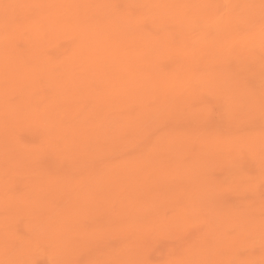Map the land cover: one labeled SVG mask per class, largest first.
<instances>
[{"label": "bare ground", "instance_id": "bare-ground-1", "mask_svg": "<svg viewBox=\"0 0 264 264\" xmlns=\"http://www.w3.org/2000/svg\"><path fill=\"white\" fill-rule=\"evenodd\" d=\"M5 1L7 2L3 4L0 0V26L4 24L8 26L7 31L0 36V146L6 145L9 141L12 142L10 137H14L13 132L10 133L13 127L7 125L11 123H8L11 116L21 117L19 120L22 119L21 122L32 126L31 129L37 127L38 121V124L45 121L49 126L50 135L46 139L45 148L30 151L27 155V159H30L29 163L22 164L13 160L11 169L15 171L16 177H21L26 172L34 174L32 179L20 184L27 191L19 194L13 192L15 188L11 182L5 183L0 188V204L4 207H9L10 203L24 204L23 208L28 210L29 216V221L25 225L26 236L17 239L15 247L16 242L9 245L4 242L2 244V240L9 237L10 234L7 231L13 222L6 219L0 221V264H7L14 259L34 258L40 244L50 249L53 258L67 259V252L72 248L92 249L98 242L105 240L114 229L116 230V227L134 225V228L143 231L148 225L146 218L149 214L158 212V207L165 203L174 205L179 199L186 201L194 199L197 195L195 186L175 167L174 161L179 152L178 145L176 152H170L164 148L155 149V156L147 159L150 160L148 163L144 162L145 170L139 168L141 172L137 166L135 169L130 168L123 172L108 170L107 173L98 174L99 177L90 190H87L89 186L83 183L84 177H81L86 172L81 168L85 161L88 159L96 161L102 157L109 159L114 152H118L116 149L123 150L127 145L138 142L137 140L146 132V128L158 122L154 114L147 111L146 106L157 97L159 88H169L170 93V89L180 87L174 75L166 72V66L162 69L159 67L160 60L167 59L166 54L150 57L147 55L156 46L155 39L151 40L153 39L151 38L150 42L134 39L137 30L143 29L146 20H150L154 25L157 23L161 25L165 22V18L156 15L152 9L138 8L134 13L142 20L133 21L130 24L126 17L114 14L109 7L111 4H129L134 0H26L36 5L39 1V5L44 7L40 8L38 16L37 10H33L31 14L28 13L27 15L30 14L27 17L28 22L23 24L12 19L14 11L10 5L11 0ZM19 1L16 0V4ZM190 1L203 2V0H138L137 3L167 4ZM249 2L251 3L250 0ZM256 3L259 2L256 1ZM255 11L258 14L259 9ZM26 13L27 11L25 15ZM19 14L22 15V13ZM16 16V20H21L20 16ZM79 32L87 34L86 45L72 50V55L64 56L66 52L61 50L59 41L67 34L75 35ZM150 32L152 34V31ZM171 35V32L166 33L165 39H170ZM135 38L137 39V36ZM49 51H54L53 56L56 54L58 57L52 60L50 57L46 58V53ZM152 57L154 58L151 59ZM81 58H87L83 59L87 60L88 65H84L87 70L73 73L77 59ZM168 63L174 64L176 69H181L183 65L179 62ZM84 74L89 75L90 78L82 79ZM61 82L62 86H58L59 96L56 100L46 103L48 98L44 96L46 100L41 103L37 101L39 98H37V91L41 93L45 86L49 84L57 86ZM2 88L4 92L16 93L18 97L14 99L17 100L9 99L6 92H2ZM171 95L169 98L160 97V108H167L178 96L173 92ZM111 110L114 111L113 113L116 112L115 116H112ZM112 117L122 120V131L126 133V138L111 141L108 152L105 153L95 146L90 133L99 129L107 119ZM21 130L20 128L19 131ZM119 142H123L124 145L119 146ZM56 143H59V147L53 146ZM143 144L145 145V140ZM12 145L16 147L15 142H12ZM37 152L50 154V157L53 156L57 162L63 163L67 171L59 172L56 176L43 169L38 170L37 164L32 162ZM125 163L118 165L127 169L124 167L127 166ZM41 164L44 165L42 162ZM0 174L2 176L4 172ZM116 179L122 180L120 187L114 185L113 181ZM152 179L156 182L155 186H151V183L148 185ZM59 182H62V186L56 189L55 186ZM169 187L173 190L170 191ZM65 193L67 195L65 199L63 198L62 205L53 208L54 201ZM30 199H33L36 204L27 208ZM226 206H223L226 213L234 209ZM104 218L111 222H101ZM85 226L96 229L97 237L86 235L82 231ZM126 230L131 229L128 227ZM225 242L229 244H225L218 250L223 251L225 247L234 246L232 241Z\"/></svg>", "mask_w": 264, "mask_h": 264}, {"label": "snow or ice", "instance_id": "snow-or-ice-1", "mask_svg": "<svg viewBox=\"0 0 264 264\" xmlns=\"http://www.w3.org/2000/svg\"><path fill=\"white\" fill-rule=\"evenodd\" d=\"M109 7L130 24L142 20L132 11L138 8L152 9L165 18L155 37L156 46L147 55L166 54L161 69L168 62L182 61L185 72L178 78L181 87L172 104L160 108L157 96L146 106L158 121L145 138L147 158L152 159L157 148L176 152L178 145L175 167L195 186L197 195L187 202L179 199L173 207L154 214L140 239L141 252L136 258H128L121 244L109 259H81L86 255V250H81L75 258H53L49 264H255L249 259L210 260L204 258V252L218 250L225 241L243 238L254 242L257 236L260 264H264V0L258 5L203 0ZM257 25L258 34L253 31ZM169 32L171 38L165 39ZM86 43L84 32L68 41L72 50ZM122 123L112 117L90 133L95 146L107 153L111 141L125 139ZM53 146L59 147V143ZM106 163L105 157L93 162V179L100 174L98 166L102 171ZM233 198L239 205L224 212L223 206ZM101 222L111 221L104 218ZM223 225L230 227L222 231ZM82 231L97 237L94 228L85 226ZM161 245L168 246V258L153 262L149 255ZM252 251L241 246L237 254ZM7 264L35 262L14 259Z\"/></svg>", "mask_w": 264, "mask_h": 264}, {"label": "rangeland", "instance_id": "rangeland-1", "mask_svg": "<svg viewBox=\"0 0 264 264\" xmlns=\"http://www.w3.org/2000/svg\"><path fill=\"white\" fill-rule=\"evenodd\" d=\"M135 1V0H134ZM134 1H131V3H137L138 0H136L135 2ZM217 2H221V3H235V4H251V3H254L256 5H258L259 3H256L259 2V0H250L251 3L249 2V0H232L233 2H231V0H215ZM224 1V2H223ZM254 1V2H253ZM7 1L4 2V0H2V3L5 4ZM191 3H196L194 1H190ZM10 5H12V8H13V11H14V15L12 17V19L17 22V23H27L28 22V19L27 17L34 11L37 10V16L40 15V8L39 9H33V8H30V7H25V5H36V3H33V2H26V0H23V2H21V0L19 1L18 4H16V0H11L10 2ZM39 5V1H38V4ZM24 9V10H23ZM15 10H20V11H15ZM34 10V11H33ZM134 10V11H133ZM132 11L135 12V10L137 11V9H133ZM27 11L26 15H25V12ZM23 12H24V15H23ZM19 13H22V15L20 16ZM28 13H30L29 15H27ZM20 16L21 17V20L20 19H15V17H17L16 15ZM259 14V12H258ZM257 14V15H258ZM19 18V17H18ZM37 24H39V19H37ZM144 27L141 31H138L137 30V39L135 38L136 36H134V39L135 40H138L140 42H143L144 40H147V41H151V40H154L155 37H156V34H158L160 32L159 28L161 27L160 24H153L150 20H146L144 22ZM6 25V27H5ZM146 26V27H145ZM158 26V27H157ZM7 24H4V25H1L0 26V36L7 31ZM157 27V28H156ZM258 27V26H257ZM256 27V28H257ZM147 28V29H146ZM254 29L253 31L255 33L258 34L259 32V27L257 29ZM145 29V30H144ZM152 29V30H151ZM154 29V30H153ZM156 29V30H155ZM152 31V34L151 32ZM157 31V33H156ZM155 34V36H154ZM76 35V34H75ZM73 35H70V34H67L66 37H64L61 41H59V46L61 47V45H64L61 47V50L65 51V55L64 56H70L72 55L73 51L72 49L70 48L69 44H68V41L70 40V38L72 37ZM151 36V37H150ZM140 38V40H139ZM153 38V39H151ZM151 39V40H150ZM146 41V42H147ZM145 43V42H144ZM152 43V42H151ZM256 47L255 48V51H256V56L258 55L259 56V52H257L258 50L260 51L259 49V40L257 38L256 40ZM66 45V46H65ZM43 50V49H42ZM244 51H246V49H243V54L244 55H247V51L244 53ZM51 52V54H50ZM54 52V51H53ZM52 51H49L47 52L46 54V58H49L52 60V59H56L58 56L55 54L53 56V53ZM49 54V55H48ZM68 54V55H67ZM257 56V58H258ZM76 57V56H75ZM45 58V57H44ZM78 58V57H77ZM154 57H152L151 59H153ZM83 59H87V58H81V59H77L76 61V64L74 66L75 70L73 73H76V72H80L82 70H87L86 67H84V65H88V63L86 61H84ZM162 61H165V60H160V62ZM85 62V64H84ZM175 63V62H174ZM179 63H183V62H179ZM83 65V66H81ZM78 66V67H77ZM164 66H166V72L167 73H171L174 75V79L176 81H179V76L183 75L184 72H185V68H184V65L181 66V69H176L175 68V65L174 64H171V63H166ZM171 66V67H170ZM168 67V68H167ZM172 70V71H171ZM179 70V71H178ZM90 76L87 75V74H84L82 79H89ZM1 82V80H0ZM58 86H62V82L59 83L57 86H54V84H49L48 86H45L43 88V91L40 93L37 91V98H41L39 99L38 98V102L41 103L43 102L44 100V96H46L47 102H50V101H54L56 100L57 96H59V90H58ZM180 87H181V84H180ZM180 87L178 88H175V89H170V93H169V88H159L158 91H157V96H159V100H160V97L163 96V97H170L171 93L173 92V94H177L179 95V91H180ZM163 89V90H162ZM1 90H3L2 92L5 93L6 92V95L9 96V99H12L13 101H16L14 98H17V94L14 93V92H7L5 91L4 92V88H2ZM173 90V91H172ZM55 92V93H54ZM36 94V93H35ZM13 96V98L11 97ZM43 96V97H42ZM173 96V95H171ZM4 100V99H3ZM8 100V99H6ZM40 100V101H39ZM166 108V107H164ZM88 110V109H87ZM110 112H114L113 110H111ZM116 113V112H115ZM113 113L112 116H115L116 114ZM13 117V118H12ZM16 118V119H15ZM19 116H11L8 120V123L10 124H7L9 125V127H13V129L11 130L10 133L14 134V137L11 136L10 139H12V142H15L16 143V147H14L12 145V142H8L6 143V145H1L0 146V173L4 172V174L2 176H0V180H3L0 182V188L3 187V185L5 183H13L14 184V191L13 192H17V194L19 193H24L25 191H27V189H24L21 184V182L23 181H29L30 179L33 178L34 174L33 173H30V172H26L24 173V175H22L21 177H16L15 176V171L11 169V165L12 163H14V161H17V162H21L22 164H26V163H29L30 159H27V155L30 153V151H33L34 149H43L45 148V142H46V139H48V135H50V132H49V126H47L48 124H46L45 121H43L42 124H38L39 121L37 122V127H33V129H31L32 126H29L27 125V123L25 122H21L22 119L19 120ZM14 121V122H13ZM12 123H14L12 125ZM158 123V122H157ZM157 123H154V124H150L147 128H146V132L143 133L142 137L137 140L138 142L134 143V144H131V145H127L125 148L126 149H123V150H120V149H116L118 152H114V154L112 155V157H110L109 159H107V163L106 165L103 167V170L101 171V169L98 168L96 169L97 172H99L100 174H104V173H107L108 170H113L114 172H123V171H127L128 169H135L137 166H139L137 169L141 168L142 170H145V165L146 163H148L150 160H147V146L146 144L144 145L143 142L145 140V136L147 137L151 130L157 125ZM22 124V125H21ZM23 126V128H22ZM40 126V128H39ZM26 127V128H24ZM20 128L22 129L21 132L19 131ZM47 128V129H46ZM150 128V130H149ZM34 131V132H33ZM36 134V135H35ZM19 136H20V139H19ZM44 136V137H43ZM16 137V139H15ZM18 138V140H17ZM42 138V139H41ZM14 140V141H13ZM23 141V142H22ZM19 142V143H18ZM43 142V143H42ZM23 143V144H21ZM30 143V145H29ZM27 144V146H26ZM34 144V145H33ZM124 145L123 142H119V146L120 145ZM22 147H21V146ZM33 145V146H32ZM32 146V147H31ZM26 147V148H25ZM28 147V148H27ZM31 148V149H30ZM5 149V150H4ZM130 149V151H129ZM142 149V151H141ZM2 150V151H1ZM14 150H17L18 152L14 151ZM23 150V151H22ZM27 150V151H26ZM37 150V151H38ZM26 151V152H25ZM135 151V152H134ZM142 153H141V152ZM146 151V152H145ZM5 152V154H4ZM127 152H128V156L127 155ZM137 152V154H136ZM139 152V153H138ZM145 152V153H143ZM17 153V155H16ZM19 153V154H18ZM26 153V154H24ZM121 153V154H120ZM131 153V154H130ZM133 153V154H132ZM24 154V156H23ZM45 156H44V155ZM48 153H45V152H37V156L35 158H33L32 162L33 163H36L37 164V169L39 170H45L49 173H53L55 174L56 176L59 175V172H63L65 173L67 171L66 167L64 166L63 163L61 162H57L53 156L50 157V154L47 155ZM119 156H118V155ZM4 155V156H3ZM14 155V156H13ZM26 155V156H25ZM3 156V157H2ZM49 156V157H48ZM121 156V157H120ZM142 158H141V157ZM2 157V158H1ZM119 157V158H117ZM137 157V159H136ZM146 157V158H145ZM122 158H123V161H122ZM132 161H131V159ZM140 158V159H139ZM11 159V160H10ZM130 159V160H129ZM14 160V161H13ZM28 160V162H27ZM54 160V161H53ZM125 160V161H124ZM36 161V162H35ZM48 161V162H47ZM54 163H53V162ZM95 160H91V159H88L87 161H85L82 165L81 168H83V171L85 170L86 172H84L82 174L81 177H84L83 179V183H85L86 186H89L87 190H90L91 187H92V184L95 185V182L96 180L98 179L99 175H96L95 178L93 179L92 178V164ZM118 161V162H117ZM130 161V162H129ZM16 162V163H17ZM25 162V163H24ZM39 162V163H38ZM44 163L43 164H41ZM51 162V163H49ZM109 162V164H108ZM125 163L127 164V166L125 165L124 167H127V169H123L122 167H120L118 164L120 163ZM146 162V163H144ZM49 163V164H48ZM115 163V164H114ZM134 163V164H133ZM4 164V165H3ZM31 164V163H30ZM47 164V165H46ZM63 164V165H62ZM7 165V166H6ZM91 165V166H90ZM64 166V167H62ZM48 167V168H47ZM50 167V169H49ZM56 167V169H55ZM58 167H62V168H58ZM87 167V168H86ZM110 167V169H109ZM7 168V169H6ZM47 168V169H46ZM106 168V169H105ZM144 168V169H143ZM4 169V170H3ZM49 169V171H48ZM99 169V170H98ZM11 170V171H10ZM66 170V171H65ZM82 170V169H81ZM91 170V171H90ZM105 170V171H104ZM53 171V172H52ZM178 171V170H177ZM89 172V173H88ZM139 172H141V170L139 169ZM13 173V174H12ZM91 173V174H90ZM6 174V175H5ZM31 174V175H29ZM1 175V174H0ZM9 175V177H8ZM7 176V177H6ZM11 176V177H10ZM26 177V178H25ZM3 178V179H1ZM14 178V179H13ZM13 179V181H12ZM19 179V180H18ZM91 179V180H90ZM17 180V181H16ZM95 180V181H93ZM117 181V182H116ZM120 181V182H119ZM122 180L121 179H116L113 181L114 185L117 186V187H120L122 185ZM62 183V182H61ZM61 183H57L56 184V189H60L61 188ZM151 183V186L152 185H156V182L152 179L150 180L149 184L150 185ZM91 184V185H90ZM2 186V187H1ZM170 188V187H169ZM22 189V190H21ZM19 190V192H18ZM21 190V191H20ZM170 191L173 190V188L171 187L169 189ZM24 191V192H23ZM65 195H67L66 193L63 195H61L60 197H58V199L56 201H54V204H53V208H56V206L58 207L59 205L61 206L63 201H64V197ZM64 198V199H63ZM180 198V197H179ZM182 198V197H181ZM257 201L259 200V196L257 195L256 197ZM186 201V200H185ZM239 201L238 199L236 198H233L231 200H229L226 204L228 205L229 207H232V208H236L240 202H237ZM187 202V201H186ZM238 203V204H237ZM35 201L33 199H30V201L28 202L27 204V208L28 207H33L35 205ZM38 204V203H37ZM166 204V205H165ZM163 205H161L160 207H158L159 209L157 211H163L165 209H168V208H171L173 207L174 205L172 204H168V203H165ZM23 205L24 204H21V203H17L16 205L14 203H10L9 204V207H4L2 204H0V221H4V219H6L7 221L11 220L13 223H11L9 229H8V233L10 234L9 237H6L4 238V240H2V244L6 243L7 245L11 244V243H14V247L16 246L17 244V239H20V238H24L26 236V231H25V225L28 223L29 221V216L27 214V211L26 209L23 208ZM235 205V206H234ZM16 208H15V207ZM59 206V207H60ZM226 206V207H228ZM14 207V208H13ZM9 209V210H8ZM23 209V210H22ZM162 209V210H161ZM8 210V212H7ZM12 210V211H11ZM224 211V210H223ZM23 213V214H22ZM156 213L155 212H152L151 214H149L148 218H146V222L147 224H149V221L153 218L154 214ZM26 215V216H25ZM98 216V215H97ZM21 217V218H20ZM151 217V218H150ZM14 218V219H13ZM15 221V222H14ZM27 222V223H26ZM40 222V220L38 221ZM16 223V224H15ZM15 226V227H14ZM130 228L131 230H126L127 228ZM229 225H223L221 227L222 231H227L229 229ZM117 229L113 230L112 233H110L106 238L105 240L101 241V242H98L96 245H94L92 247V249H89L87 250L86 248L83 249H71L67 252V255H66V258L69 259V258H75L77 256H79L80 254V251L81 250H86V255L84 256H81L80 258L81 259H97V260H105V259H109V258H112V252H113V249L118 248L121 244H124L125 245V248L127 250V253H128V257H133V256H137L140 252H141V247H140V239L141 237L143 236V234L148 230V225L145 226V229L143 231L141 230H137V228L135 227L134 228V225H131V226H127V225H123L122 228L121 227H116ZM134 228V229H133ZM147 228V229H146ZM122 229V230H121ZM126 231V232H125ZM2 232V231H1ZM5 232V231H3ZM117 232V233H116ZM130 232V233H129ZM133 232V233H132ZM120 233V234H119ZM135 233V234H134ZM138 234V235H136ZM15 235V236H14ZM133 235V236H132ZM135 235V237H134ZM1 237V236H0ZM12 237V238H11ZM130 237V238H129ZM134 238V240H133ZM140 238V239H138ZM10 239V240H9ZM138 239V240H137ZM8 240V241H7ZM15 240V241H13ZM131 240V241H130ZM124 241V242H123ZM136 241V242H135ZM139 241V242H138ZM244 241V242H243ZM4 242V243H3ZM122 242V243H121ZM234 243V246H228V247H225L223 251H220V250H215V251H212V250H208V251H205L204 252V258L206 259H231V258H237V259H249V260H252L255 262V264H260V260L262 259L261 257V252H260V242H259V238L257 236V238L255 239L254 242L252 241H248L247 239H238V240H235L232 241ZM238 242V243H236ZM119 243V244H117ZM244 243V244H243ZM135 244V245H134ZM225 244H227V242H223L221 247H224ZM229 244V243H228ZM227 244V245H228ZM107 245V246H106ZM226 245V246H227ZM241 245L243 246H247V247H251L253 248V251L250 253V254H244V255H238L237 254V249L241 247ZM140 247V248H139ZM220 247V248H221ZM134 248V249H133ZM230 248V249H229ZM129 249V250H128ZM48 250V251H47ZM131 250V251H130ZM136 250V251H135ZM95 251V252H94ZM223 252V253H222ZM228 252V253H227ZM44 253V254H43ZM47 253V254H46ZM98 253V254H97ZM211 253V254H210ZM213 253V254H212ZM107 254V255H106ZM209 254V255H208ZM217 254H218V257H217ZM48 255V256H47ZM77 255V256H76ZM91 255V256H90ZM103 255V256H101ZM131 255V256H129ZM168 255H169V248L168 246L166 245H161V246H158L156 247L155 249H153L149 255V259H151L153 262H159V261H162V260H165L168 258ZM214 255V256H213ZM46 256V257H45ZM51 256V257H50ZM68 256V257H67ZM224 256V257H223ZM252 257V258H251ZM44 258V259H43ZM53 259V256L50 252V249L47 248V247H44L43 244H40L39 248L37 247V250H36V255L35 257H30L29 260H32L35 262V264H49V261L51 259Z\"/></svg>", "mask_w": 264, "mask_h": 264}]
</instances>
